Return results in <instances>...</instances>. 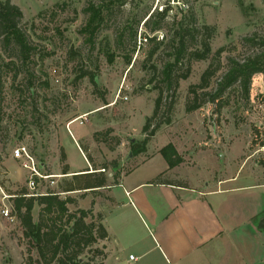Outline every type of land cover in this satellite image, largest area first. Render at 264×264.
<instances>
[{
	"label": "rangeland",
	"instance_id": "374dc122",
	"mask_svg": "<svg viewBox=\"0 0 264 264\" xmlns=\"http://www.w3.org/2000/svg\"><path fill=\"white\" fill-rule=\"evenodd\" d=\"M164 1L11 0L23 12L20 27L32 52L24 60L16 46L3 48L0 39V264H26L29 257L28 242L12 207L17 193L23 189L33 192L27 170L13 157L20 145L30 150L43 171L55 174V184L49 180L37 192L61 190L74 181L72 175L64 177L67 160L62 157L66 151L72 169L84 164L75 140L93 157L94 163L90 161L93 169L97 167L95 171H103L107 165L110 183L115 182V173L120 176L134 168L138 175L160 177L169 165L161 153L153 154L173 142L185 159L164 174L166 181L187 186L186 173L190 183L202 187L225 178L233 181L227 187L264 185L263 74L253 77L248 97L238 86L227 91L228 103L220 111L207 96L200 109H185L190 85L200 82L218 48H227L220 60L214 61L220 66L219 75L228 69L230 59L241 60L259 51L242 39L252 35L264 38V0ZM166 9L167 17L162 19L159 12ZM156 22L160 29H153ZM181 22L193 30L198 42H210L212 52L206 60L179 64V73L190 65V75L179 81L177 89H169L162 82V70L171 61V39ZM84 72L88 75L82 77ZM160 91L163 105L154 122L169 115L171 123L161 125L146 152L130 155L133 141L145 136L142 129L153 114ZM172 98L175 104L169 114L166 106ZM80 192L74 194L79 199ZM83 205L89 207L86 202ZM116 207L108 202L100 210L109 215ZM4 210H9L12 218ZM39 211L36 205V221ZM260 219L255 221L257 228ZM237 233L245 264H264V231L258 228L256 236ZM124 246L129 260L130 251L135 250L128 247L127 240ZM109 248L116 250L114 241ZM31 253L37 258L35 250ZM146 259L150 264H163L154 252ZM132 263L139 264L138 257Z\"/></svg>",
	"mask_w": 264,
	"mask_h": 264
},
{
	"label": "trees",
	"instance_id": "16d2710c",
	"mask_svg": "<svg viewBox=\"0 0 264 264\" xmlns=\"http://www.w3.org/2000/svg\"><path fill=\"white\" fill-rule=\"evenodd\" d=\"M167 11L166 9L159 12L162 19L167 17ZM22 18L23 12L19 6L12 3L11 0H0L2 47L16 46L18 55L26 60L32 52V46L20 27ZM192 19L194 18L192 17ZM148 20L149 18L145 23ZM160 28L158 22L153 26V29L156 30ZM213 31L214 28L208 33ZM190 38L193 39L190 40ZM149 40L154 41L155 38L150 37ZM171 41L172 51L169 54L171 61L166 62L163 67L162 82L169 89H173V87L177 89L179 81L187 79L191 71L189 65L184 72L179 73L178 65L185 60H206L209 58L212 49L210 42L206 39L198 42L196 34L184 26L183 22H181L179 30ZM242 41L250 43L259 51L253 52L241 60L230 59L228 69L219 75L220 66L216 65L214 61H219L227 48L225 46L218 48L214 53L213 61L202 72L200 82L189 87V96L185 104L187 112L200 109L205 103L204 96L208 97L207 101L216 104V111H220L228 103L227 91L233 89L234 86L240 87L243 94L249 96L253 77L256 74L264 75V38L252 35L244 37ZM193 45L196 47L192 48ZM86 75L88 72H84L82 77ZM90 79L96 85L94 77L91 76ZM162 100L163 95L160 91L153 114L147 117L143 126L144 138L133 141L131 144L132 154L138 155L146 152L148 143L161 125L171 123V116L169 115L165 120L154 122L158 119L160 108L163 105ZM174 104L175 100L172 98L166 106L167 113H172ZM159 153L165 158L169 168L179 166L184 162L183 155L179 153L173 142L163 146ZM62 160H66V154L63 155ZM103 169V171L89 172L90 169L88 168L81 174H73L74 181L65 183L61 190L48 189L47 194L28 196V190L23 189L13 197V213L20 220L24 238L29 246V257L26 264H106V246L104 242L102 246L99 244L100 241L107 240L109 236L103 223L104 214H95L93 208L79 207L77 198L69 195L70 191L85 189L94 191L95 188L108 185L109 179L105 174L107 165H104ZM63 173L65 175L70 173V167L67 163L63 167ZM93 176L95 177L92 178ZM118 176V173L113 175L115 183H117ZM84 195L82 194L81 197ZM36 205L40 207L37 221L33 215ZM70 206L75 208L71 209ZM258 228L264 231V215L259 221ZM32 250L37 252V258L32 255ZM85 255H89L88 259L84 258Z\"/></svg>",
	"mask_w": 264,
	"mask_h": 264
},
{
	"label": "crops",
	"instance_id": "0c3cea01",
	"mask_svg": "<svg viewBox=\"0 0 264 264\" xmlns=\"http://www.w3.org/2000/svg\"><path fill=\"white\" fill-rule=\"evenodd\" d=\"M84 137L82 135V140ZM75 141L84 164L72 169L65 151L70 173L64 177L88 168H91L89 172L95 171L90 162L91 159L94 163L93 157ZM169 169V166L166 167L161 172L163 176L160 174L162 177L154 179L142 173L136 174L139 170L134 168L122 172L117 183H110L109 180L108 185L94 191L69 192L76 197L74 194L82 191L80 193L85 195L80 199L76 197L79 207L93 208L95 214L103 213L101 205L108 202L116 204V211L104 215L103 220L109 234L104 242L106 264H132L123 253L124 240L128 241L129 248L135 250L130 251L129 256L136 252L139 264H150L146 257L153 252L163 264H245L237 232L257 235L255 221L264 215V185L227 187V183L233 181L225 178L215 182L214 186L208 183L202 187L190 183L185 173L184 179L189 184L183 186L164 180V174L169 173ZM174 173L180 172L174 170ZM116 189L121 191L115 192ZM94 193L98 196L91 197ZM85 202L89 207L83 205ZM112 241L116 250L109 248ZM111 257H114L113 260H110Z\"/></svg>",
	"mask_w": 264,
	"mask_h": 264
},
{
	"label": "built area",
	"instance_id": "2783aa9c",
	"mask_svg": "<svg viewBox=\"0 0 264 264\" xmlns=\"http://www.w3.org/2000/svg\"><path fill=\"white\" fill-rule=\"evenodd\" d=\"M160 1V0H158ZM177 0H165L164 3L167 4H173ZM178 2V1H177ZM13 157L17 160H19L22 164V166L27 170L28 172V186L33 191L30 195H43L47 194V192H37L39 186H41L43 183H47L50 180V183L53 185L55 184L54 175L48 174L45 171H43V167L38 162V160L31 154L30 150L25 145L18 146L13 153ZM4 213L6 216H10L9 210H4ZM129 259L131 261L136 260V257L134 255H130ZM134 264V263H132Z\"/></svg>",
	"mask_w": 264,
	"mask_h": 264
},
{
	"label": "water",
	"instance_id": "95a60500",
	"mask_svg": "<svg viewBox=\"0 0 264 264\" xmlns=\"http://www.w3.org/2000/svg\"><path fill=\"white\" fill-rule=\"evenodd\" d=\"M130 155H132V152H130Z\"/></svg>",
	"mask_w": 264,
	"mask_h": 264
}]
</instances>
